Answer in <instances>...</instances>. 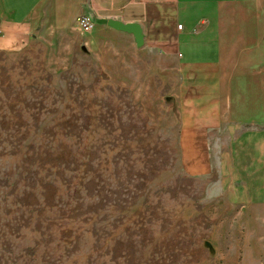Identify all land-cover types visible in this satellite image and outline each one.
<instances>
[{
  "label": "rangeland",
  "instance_id": "rangeland-1",
  "mask_svg": "<svg viewBox=\"0 0 264 264\" xmlns=\"http://www.w3.org/2000/svg\"><path fill=\"white\" fill-rule=\"evenodd\" d=\"M73 41L0 51V264H264L261 214L183 165L173 61Z\"/></svg>",
  "mask_w": 264,
  "mask_h": 264
},
{
  "label": "crops",
  "instance_id": "crops-1",
  "mask_svg": "<svg viewBox=\"0 0 264 264\" xmlns=\"http://www.w3.org/2000/svg\"><path fill=\"white\" fill-rule=\"evenodd\" d=\"M80 14L89 32L76 26ZM108 20L136 23L140 46L173 61L183 165L220 167L247 212L261 214L264 257V0H0V51L62 36L135 43Z\"/></svg>",
  "mask_w": 264,
  "mask_h": 264
},
{
  "label": "water",
  "instance_id": "water-1",
  "mask_svg": "<svg viewBox=\"0 0 264 264\" xmlns=\"http://www.w3.org/2000/svg\"><path fill=\"white\" fill-rule=\"evenodd\" d=\"M107 25L118 30L130 32L137 42H141V31L136 23H121L116 20H108Z\"/></svg>",
  "mask_w": 264,
  "mask_h": 264
},
{
  "label": "built area",
  "instance_id": "built-area-1",
  "mask_svg": "<svg viewBox=\"0 0 264 264\" xmlns=\"http://www.w3.org/2000/svg\"><path fill=\"white\" fill-rule=\"evenodd\" d=\"M76 26L78 27L79 31L82 33L89 32L92 29L93 22L89 15L86 14H80L75 19ZM178 28L181 27V25H177Z\"/></svg>",
  "mask_w": 264,
  "mask_h": 264
}]
</instances>
